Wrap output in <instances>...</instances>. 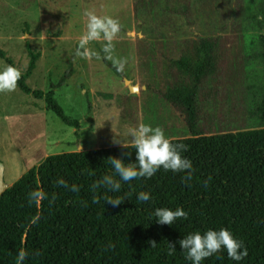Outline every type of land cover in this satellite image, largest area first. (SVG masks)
Masks as SVG:
<instances>
[{
	"label": "rangeland",
	"instance_id": "obj_1",
	"mask_svg": "<svg viewBox=\"0 0 264 264\" xmlns=\"http://www.w3.org/2000/svg\"><path fill=\"white\" fill-rule=\"evenodd\" d=\"M87 13L118 22L110 52L104 51L109 41L103 34L81 44ZM242 33L250 34L241 43L248 55L244 63L228 68V52ZM259 34L264 36V0H0V67L13 65L23 74L28 49L38 52L25 83L42 92L68 72L53 89L54 98L80 126L65 125L43 99L17 86L0 92L4 183L12 185L44 156L130 145L129 129L141 123L160 127L169 140L254 127L250 109L264 101V64L251 57L260 51L251 35ZM215 47L225 59L224 68L214 81L206 78L198 84L196 115V109L182 104L192 100V91L185 99L178 83L189 81L184 67L202 61L197 51ZM85 50L88 55H77ZM129 85L135 89L130 91ZM194 114L193 127L189 121Z\"/></svg>",
	"mask_w": 264,
	"mask_h": 264
},
{
	"label": "trees",
	"instance_id": "obj_2",
	"mask_svg": "<svg viewBox=\"0 0 264 264\" xmlns=\"http://www.w3.org/2000/svg\"><path fill=\"white\" fill-rule=\"evenodd\" d=\"M256 26L261 28L259 22ZM251 36L260 48L251 57L264 64V36ZM28 56L17 87L43 99L48 111L78 130L79 121L65 115L54 98L53 89L62 85L69 73L47 92L31 90L25 80L35 69L39 53L28 49ZM200 57L203 62L184 67L189 81L178 83L185 99L192 91V100L182 104L194 111L198 84L210 65L208 51ZM108 67L120 75L110 63ZM175 91L173 88L171 93ZM249 113L255 126L248 129L170 139L187 146L182 155L192 162L190 179H182L187 170L174 173L160 168L150 178L122 181L119 192L94 189L92 185L103 175L114 174L109 157L135 162L132 144L46 156L0 194V264H16L21 249L28 253L23 264H191L179 239L193 231L221 227L243 243L247 255L233 261L221 249L201 264H264V101L252 106ZM194 123L195 114L189 125ZM61 178L68 187L57 183ZM73 184L78 191L70 190ZM33 191L43 195L30 199ZM140 191L148 192L150 199L138 201ZM105 196L121 203L113 206ZM157 207H181L188 215L172 225L158 224L153 215ZM169 243L176 247L171 255Z\"/></svg>",
	"mask_w": 264,
	"mask_h": 264
},
{
	"label": "clouds",
	"instance_id": "obj_3",
	"mask_svg": "<svg viewBox=\"0 0 264 264\" xmlns=\"http://www.w3.org/2000/svg\"><path fill=\"white\" fill-rule=\"evenodd\" d=\"M89 19L87 23V33L82 37L81 44L88 40L99 39L101 34L109 44L104 46L105 52H110L113 36L117 33L119 25L114 19L108 17H97L92 13H87ZM77 55H88L87 50L84 53L77 52ZM113 63L118 67H123V62L114 60ZM19 70L13 65H4L0 67V92H10L17 86L20 78ZM132 138V146L135 148V162L125 163L119 157H109L108 161L114 171V174L103 175L92 187H103L111 192H119L121 182H129L139 177L150 178L160 168L165 171L187 173L182 179H190L192 172V162L182 152L187 150V146L171 142L164 131L156 126L141 123L135 128L129 129ZM120 143L119 140H117ZM126 147L125 145H123ZM127 155V153L125 154ZM118 177V178H117ZM58 184L68 187L67 182L62 178L57 180ZM71 191H78V187L73 184ZM43 194L37 191L29 193L30 199H37ZM138 201L145 202L150 199L148 192L140 191L136 196ZM105 201L113 206L121 203L120 199H113L105 196ZM155 222L158 224L172 225L177 218H187V212L177 207L175 210L168 207H157L153 212ZM155 242H153L154 244ZM180 249L185 252V259L191 261V264H201V261L221 249L226 250L228 257L233 261H240L247 255V249L243 243L237 240L227 228L207 229L203 233L193 231L179 239ZM175 244L169 243V254L175 252ZM28 253L21 249L16 255V264H23Z\"/></svg>",
	"mask_w": 264,
	"mask_h": 264
},
{
	"label": "crops",
	"instance_id": "obj_4",
	"mask_svg": "<svg viewBox=\"0 0 264 264\" xmlns=\"http://www.w3.org/2000/svg\"><path fill=\"white\" fill-rule=\"evenodd\" d=\"M150 1V0H149ZM150 3V4H149ZM147 3L148 5H151V2ZM242 37L243 36H239L238 39L235 40V43L233 45V47L231 48V50L228 52L229 55H227L228 57V60H227V67L228 68H231L232 69V65L236 63V65L238 63H244L243 60L244 58L246 57L247 53H245V51L242 49L241 47V43H242ZM212 42H218L217 40L215 41V39L212 40ZM220 48V47H219ZM203 52H198V54L196 53L195 56L196 58L200 59L202 57L201 54ZM208 55H209V67L207 68L209 70L208 74L209 76H205L201 79V81L203 80V82H205V79L207 78V81H211V80H215L214 78L217 76L216 74H218V72H222V69L224 68V57L221 58V53H219L218 51V47H215V50H211V51H208ZM245 56V57H244ZM246 61V59H245ZM226 63V62H225ZM231 69L229 70V73L231 71ZM238 73L240 74L241 71L240 69L238 70V72L236 71V74H235V77H238ZM240 78V77H239ZM238 78V79H239ZM212 81V82H213ZM211 82V83H212ZM201 83V82H200ZM200 89V87H198ZM199 89L197 90V93L199 91ZM226 89L228 90L229 94L228 95H231L232 94V90L229 89L228 87H226ZM235 91V89H234ZM237 93V92H236ZM197 96V95H196ZM198 99V98H197ZM196 97H195V101L194 102V105H195V108H196V115H198L197 113L198 110H199V104L197 103V100ZM232 104V103H231ZM231 107V106H230ZM229 107V108H230ZM250 115V113H249ZM255 119V118H254ZM204 135V134H203ZM210 135V134H208ZM46 156H44L43 158L40 159V161L35 165V166H38L45 158ZM3 168V166H2ZM19 179V178H18ZM17 179V180H18ZM2 181H3V169H2ZM4 183V181H3ZM5 184V183H4ZM5 186L7 187V185L5 184ZM11 186V185H10Z\"/></svg>",
	"mask_w": 264,
	"mask_h": 264
},
{
	"label": "water",
	"instance_id": "obj_5",
	"mask_svg": "<svg viewBox=\"0 0 264 264\" xmlns=\"http://www.w3.org/2000/svg\"><path fill=\"white\" fill-rule=\"evenodd\" d=\"M128 89L131 91V90L135 89V86L129 85ZM2 169H3L2 165L0 164V194L7 188L2 181ZM24 173H25V169L23 170V174Z\"/></svg>",
	"mask_w": 264,
	"mask_h": 264
}]
</instances>
